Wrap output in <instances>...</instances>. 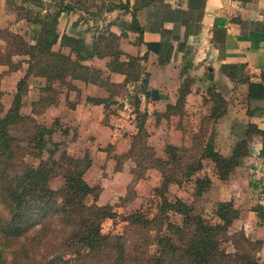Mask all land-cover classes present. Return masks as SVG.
<instances>
[{"label": "trees", "instance_id": "trees-1", "mask_svg": "<svg viewBox=\"0 0 264 264\" xmlns=\"http://www.w3.org/2000/svg\"><path fill=\"white\" fill-rule=\"evenodd\" d=\"M17 1L6 0L22 13L17 18L28 23V39L7 28L0 29L5 48L0 46V63L12 70L19 66L18 61L12 60L13 55L24 56L26 61L24 75L16 81L10 104L0 111V264H264V258L256 255L260 240L249 239L240 231L236 234L228 232L229 224L238 215L230 201H215L212 216L217 220L210 221L180 197L166 195L170 184L179 185L191 177L193 194L200 195L210 183L207 175L198 174L204 158L212 160L216 174L224 178L246 152L247 139L253 133L261 137L258 156L264 160V128L247 122L230 152L220 153L214 145L215 123L224 113L225 101L218 92L207 88L210 104L200 116L197 127L191 129L189 144L165 143L161 155L145 152L147 113L138 108V95H148L139 81L140 61L145 58V53L122 57L118 44L122 32L116 34L108 27L94 30L88 41L81 32L59 34L56 28L57 17L62 11L78 10V18L88 12L91 16L88 18L93 21L96 16L125 4L120 0H100V4L91 5H85L82 0ZM147 1L132 0V5L139 6ZM89 6L95 8L91 10ZM56 41L76 56L54 50L52 46ZM146 48L158 52L166 49L157 41L146 42ZM79 56L106 57L108 72L123 74L122 80L112 81L108 73L82 63ZM157 59L160 62L166 60L161 56ZM221 69L235 83H248L246 96L249 98V86L253 83L248 82L243 65L225 64ZM29 74L57 81L69 88H74L72 79L96 84L107 92V96L86 99L102 102L104 106L114 101L119 88L136 83L132 95L136 129L118 161L130 157L139 170L155 168L159 171V180L152 187L148 207L137 206L121 216L125 221L122 231L100 232L101 221L112 218L115 212L110 204L96 203L99 186L87 183L83 177L91 163L89 153L75 156L62 149L54 157L57 149L53 142L54 146L42 157L51 134L55 131L65 133L66 129L58 124L56 117L49 124L35 118L44 109L47 98L32 101L30 113L20 110L25 77ZM190 79L187 74L181 78L174 103L166 104L160 115H182L183 98ZM13 130L18 133L13 134ZM22 140L25 145L20 144ZM25 153L38 157V161H23L21 155ZM55 175L60 176L61 183L52 188L48 181ZM261 179L252 184L259 186V181L264 184ZM260 189L263 191L264 187ZM253 208L258 222H264V205L256 204ZM169 214L179 215L180 221L171 220ZM151 231L156 245L153 253L148 251ZM223 238L230 239L233 252L219 247V240Z\"/></svg>", "mask_w": 264, "mask_h": 264}, {"label": "crops", "instance_id": "crops-1", "mask_svg": "<svg viewBox=\"0 0 264 264\" xmlns=\"http://www.w3.org/2000/svg\"><path fill=\"white\" fill-rule=\"evenodd\" d=\"M120 1L125 5L104 13L107 18L104 19L103 26L109 25V29L116 34L122 32L119 37L122 57L125 54L145 53V58L142 59L144 69L139 81L145 86L148 95L143 100V96H139L142 107L138 105V108L145 109L147 113L144 128L148 139L158 134L154 144H177L181 135H185L182 123L187 121L190 126L195 122L196 116L199 123L200 116L209 107L207 88L218 92L225 101L224 113L215 123L214 145L220 153L230 152L233 142L242 136L247 122L264 128V0H148L135 7L132 0ZM79 13L78 10L60 12L56 28L59 34L81 32L85 41H88L77 28L81 22L80 19L75 20ZM85 21L91 24L90 19ZM135 26L138 28L135 29ZM152 41L159 42L166 49H161L160 52L147 49L146 42ZM53 46L70 53L71 57L76 56L57 41ZM159 56L166 60L158 61ZM79 57L82 63L108 73L112 81L122 80L123 74L108 72L106 57ZM235 63L243 65L248 82L253 83L249 86V98L246 96L248 83H235L221 69L222 65ZM24 68V65H20L12 70L6 67L3 68L4 71L0 70V100H3L0 103L4 109L10 104L9 96L15 90L16 81L24 75ZM186 74L191 79L183 98L182 115H160L166 104L174 103L176 88ZM30 77L32 79L27 83V94L24 95V103L30 107L26 112H32V101L47 98L44 109L38 114L42 119L43 116L48 117L50 123L56 117L66 129L65 133L70 127H74L77 131L82 128V132L86 134L87 144H84V148L87 147V152L91 154V163L83 177L87 183L99 181L101 190L97 200L101 199L103 191L113 194L121 189L124 184L117 178L124 172V160L114 169L110 179L103 176L101 165L105 160H110L109 154L116 156L128 148V137L136 129L135 113L129 107L130 104L122 96L118 100L122 101V107L113 104L114 101L106 106L102 102L88 101L87 97L107 96L103 88L93 83L72 79L74 88H69L57 81H47L42 76ZM32 84H36L38 89L35 97L28 96L36 89L34 87L32 90ZM116 98L119 97L115 96ZM160 131L162 132L157 133ZM79 133L78 131L76 134L78 139L81 138ZM261 141L258 134H251L247 139L246 152L238 158L224 178L216 174L214 164L208 158L202 159V166L198 171L199 175L205 174L210 179L207 188L200 193L204 204L209 207L206 212L212 216V204L215 201H230L238 215L229 224V229L240 231L249 239L260 240V248L256 253L260 259L264 258V222H258L253 206L264 205V189H260L264 186L260 181L259 186H254L252 181L264 179V160L258 156ZM100 157L101 161L98 159ZM98 165L100 174H96V177H99L88 181L91 171L98 169ZM152 170L153 168L147 170L144 177L137 179L133 185L135 191L138 185H156L159 173ZM151 171L156 174L155 178L147 177V174H152ZM127 175L129 178L128 172ZM212 218L217 220L215 216Z\"/></svg>", "mask_w": 264, "mask_h": 264}, {"label": "rangeland", "instance_id": "rangeland-1", "mask_svg": "<svg viewBox=\"0 0 264 264\" xmlns=\"http://www.w3.org/2000/svg\"><path fill=\"white\" fill-rule=\"evenodd\" d=\"M15 1H16V3L18 2L17 0H15ZM67 1H73V0H67ZM101 1L100 0H82V2L85 5L100 4ZM88 8L93 10L95 7L89 6ZM19 14L22 15L21 12L18 13L17 9L15 8V5L7 4L6 0H0V29L1 28H7L11 31L22 34L25 38L28 39L29 25L23 19L17 18V16ZM82 14H83L82 16L85 17V19L83 17L78 18L81 20V22L78 24L77 28H79L80 31H82L83 34L88 39L94 30L104 28L103 22H104V19L107 18L104 14L96 16L94 18L95 20H93V21L91 20V18H88V17H91L88 12H85ZM78 19L76 17L75 20H78ZM87 19L91 20L90 25L87 23V21H85ZM84 21H85V23H84ZM108 26L109 25H106L105 27H108ZM118 44H119V40H118ZM0 46L3 49H5L3 38H0ZM119 48H120V46H119ZM53 49L57 50V47L53 46ZM11 58L14 62L18 61L19 66L24 65L26 68V61H25L24 56L13 55ZM142 61L143 60L140 61L141 62L140 63L141 69H140L139 78H140L141 73L144 69V66L142 65ZM5 67L8 69V66L6 64L0 63L1 72L5 70V69H3ZM25 68H24V70H25ZM30 79H32L30 77V74L25 77V81H26L25 85L26 86H27V83H30L29 82ZM132 83L134 84V86L131 84H127V86H124L123 88H119V89L117 87L115 88V89H118L117 92L119 94L117 93L118 95H116V97H119V98L114 99L113 104L116 103V104H118L119 107H122L120 105L122 101H120V102L118 101V100H120V97L122 96V98H124V101L130 104L129 107L130 108L133 107L132 95L135 94L134 90H135V84L136 83H134V82H132ZM34 87H36V84H32V90ZM25 91H26V87H25L24 92ZM35 91H38L37 87L34 91H31L28 96L29 97H35L36 96ZM26 94H27L26 92H25V94L23 93L22 97H21L22 98V100H21L22 106L20 107V110L22 112H26V111L28 112V109L30 108L28 104L24 103L25 102L24 95L26 96ZM139 96L140 95H138V97ZM11 97H12V95L9 96V98H11ZM141 98L143 100L144 97H141ZM2 101L3 100H0V102H2ZM4 101H6V98H4ZM139 101H140V99H139ZM138 105L140 107H142V103L139 102ZM31 109H32V106H31ZM3 110H4V108L2 107V103H0V111H3ZM35 118L39 122H43V123L45 122L46 124H49L48 117L45 118V116H43V119H42V117H40V115L36 114ZM197 119H198V117L196 116L195 122H193L190 126H189V123H187V121H184L182 123V127L185 131V135H184V137L181 135V138L179 139V141L176 145H180V144L188 145L189 144V139H190L191 132H192L190 127H192V126H194L195 128L197 127V125H198ZM59 122L60 121L58 120V124H60V126H62L61 125L62 123H59ZM144 122H145V120H144ZM69 126H71V125H69ZM78 131L80 132L79 134L81 135L80 139L76 138V134ZM78 131L74 127H70V130H68L67 133L59 134L58 131L53 132L51 134L49 142L46 144L45 149H43V151H42V157L44 158L46 156L47 149L52 148L54 146L52 144L53 142L56 143L55 149H57L53 154L54 157L57 156L62 149L65 152L72 154V155H75V156H80V155H82V153L87 152V147L84 148V144H87L86 143V134H84V132H82V128H79ZM161 132L162 131L157 132V133H161ZM12 133L17 134L18 130H13ZM147 136H148V133L146 132V134L144 136V142H145V145L147 147L145 152H150V153H153L155 155H161L164 143L162 145L153 143V141L156 140V136H158V134H156L155 137L150 136L149 139ZM129 138L130 137H128V140H129ZM80 140H81V143H79ZM19 142H20V144L25 145V142L23 140L19 141ZM151 143H153V144H151ZM157 145H159V146H157ZM112 154L113 153L108 155L109 157H111L110 160H108V161L105 160L103 165H101V167L103 169V174H104L103 176L106 179H110L112 177L114 169L116 167H118L120 162H122L124 160V172H121V174L117 178V180L120 182H123L124 185L121 189L116 190V192H114L113 194H112V192L106 193L105 191H103L102 197L99 200H97V198H98V194L100 193L101 188L99 187V189H98V194L96 197V203H98V204H105V203L110 204L112 210L114 209V212H115V216H113L112 218L106 217L101 221L100 232H102V233H106V232L117 233V232L122 231L123 224L125 223V221H123L121 219V216L123 214H126V213L132 211L137 206H140L142 208L148 207L149 201L152 198L151 197L152 187L154 186V185H150L148 187H144L143 185H138V188L135 191L133 189V185L135 184V182H137V179L140 177H144L147 170H151L152 168L151 167L146 168L144 171L139 170V168L137 166H135L134 160L131 159L130 157L124 158L123 160H121L119 162L118 157H120L122 153L119 155H116V156L112 155ZM89 155H91V154H89ZM21 159L25 162H28V163H32V162L36 163L38 161V157L28 155L27 153L21 155ZM98 159H100V161H101L102 157H100ZM154 170H155V173H159V171L156 170L155 168H153L152 171L154 172ZM127 172L130 175L129 178L127 177L128 176ZM153 172H152V174H147V177L148 178H155L156 174H154ZM96 174H100L99 165H98V169L91 171L90 176H88L89 178L87 180L92 181L94 179H97L99 176L96 177ZM116 174L117 173H115V175ZM119 177H121V178H119ZM191 179H192V177H191ZM191 179L186 181V182H183L179 185H176L175 183L170 184L168 187V191L166 193L167 197L173 198L176 195H178L186 203L191 205L195 212L201 213L203 216L209 217L210 221H216L215 219L212 218L211 215H209L206 212V209H208L209 207L204 204V202H203L204 199H202V197L200 195L198 196V195L193 194V184L191 182ZM157 180H159V179H157ZM60 183H61V178L59 175H55V176L51 177L48 181V184L52 188L58 187L60 185ZM89 184L99 186V181L96 180V182L89 183ZM89 199H91V197H89ZM130 201H131V204H130ZM100 202H103V203H100ZM169 218L173 221H176V222L180 221V216L176 215V214H169ZM227 230L230 234H236V232H238L237 230L229 229V226H228ZM150 239H151V241H150L151 243L148 246V251L153 253L155 248H156L155 242L153 240L154 239V232L153 231L150 232ZM229 240L230 239H225V238H223L221 241L219 240V247L225 248V250H227L229 252H233V248H232Z\"/></svg>", "mask_w": 264, "mask_h": 264}]
</instances>
